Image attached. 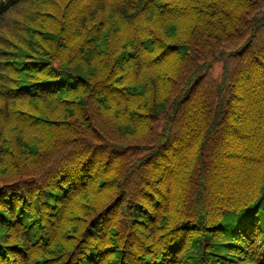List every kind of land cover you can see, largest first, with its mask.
<instances>
[{
  "label": "trees",
  "instance_id": "trees-1",
  "mask_svg": "<svg viewBox=\"0 0 264 264\" xmlns=\"http://www.w3.org/2000/svg\"><path fill=\"white\" fill-rule=\"evenodd\" d=\"M0 264H264V0H0Z\"/></svg>",
  "mask_w": 264,
  "mask_h": 264
},
{
  "label": "rangeland",
  "instance_id": "rangeland-1",
  "mask_svg": "<svg viewBox=\"0 0 264 264\" xmlns=\"http://www.w3.org/2000/svg\"><path fill=\"white\" fill-rule=\"evenodd\" d=\"M221 75V64H216L213 66V76L214 78H220Z\"/></svg>",
  "mask_w": 264,
  "mask_h": 264
}]
</instances>
